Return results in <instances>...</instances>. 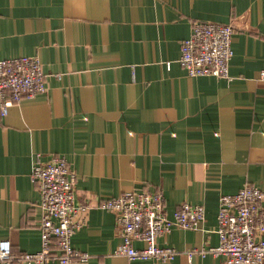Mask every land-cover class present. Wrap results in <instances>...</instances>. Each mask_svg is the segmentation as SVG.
Listing matches in <instances>:
<instances>
[{
	"label": "crops",
	"instance_id": "obj_1",
	"mask_svg": "<svg viewBox=\"0 0 264 264\" xmlns=\"http://www.w3.org/2000/svg\"><path fill=\"white\" fill-rule=\"evenodd\" d=\"M201 20L234 25L228 79L178 63ZM21 56L38 58L47 90L0 115V241L15 256L40 250L31 169L59 154L75 203L90 206L71 238L89 257L72 264H223L186 253L219 245L222 195L264 190V0H0V59ZM143 189L163 192L169 219L184 202L205 208L197 229L157 238L171 262L114 254L120 229L97 205Z\"/></svg>",
	"mask_w": 264,
	"mask_h": 264
},
{
	"label": "built area",
	"instance_id": "obj_2",
	"mask_svg": "<svg viewBox=\"0 0 264 264\" xmlns=\"http://www.w3.org/2000/svg\"><path fill=\"white\" fill-rule=\"evenodd\" d=\"M233 33V23L193 21L189 37L180 44V67L191 77L228 79L229 62L233 57ZM46 77L35 56L0 59V115L5 116L23 99L45 93ZM31 180L40 194L41 248L34 253L15 256L10 242L1 240L0 262L86 263L89 254L75 249L71 238L84 225L90 206L75 203L76 176L68 160L59 154H51L43 161L41 154H37ZM218 207L219 245L191 250L186 253L187 258L190 259L192 253L201 257L211 254L221 256L223 264H264V190L246 184L235 194L222 195ZM97 208L115 215L122 240L114 254L123 255L128 260L173 261L176 250L158 245L157 238L167 235L174 227L197 229L205 219L204 207L185 202L177 206L169 219L160 190L122 193L118 197L103 199ZM134 242H141L143 246L136 248Z\"/></svg>",
	"mask_w": 264,
	"mask_h": 264
}]
</instances>
